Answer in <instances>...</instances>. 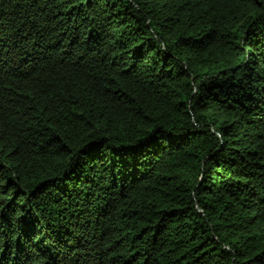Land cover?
<instances>
[{"label": "trees", "instance_id": "obj_1", "mask_svg": "<svg viewBox=\"0 0 264 264\" xmlns=\"http://www.w3.org/2000/svg\"><path fill=\"white\" fill-rule=\"evenodd\" d=\"M0 264H264V0H0Z\"/></svg>", "mask_w": 264, "mask_h": 264}, {"label": "rangeland", "instance_id": "obj_2", "mask_svg": "<svg viewBox=\"0 0 264 264\" xmlns=\"http://www.w3.org/2000/svg\"><path fill=\"white\" fill-rule=\"evenodd\" d=\"M224 61L223 60H221L220 61V64H219V67L221 66V64L223 63ZM216 68H214L212 65H208L207 67H205V68H203L202 70H201V72L203 73V74H209V76H207V77H205V78H209L208 80H212L214 77H218V74H217V72L218 71H216L215 70ZM215 71H216V73H215ZM223 72V71H222ZM221 72V73H222ZM216 74V75H215ZM204 82L205 80L204 79H199L198 80V85L200 84V82Z\"/></svg>", "mask_w": 264, "mask_h": 264}, {"label": "clouds", "instance_id": "obj_3", "mask_svg": "<svg viewBox=\"0 0 264 264\" xmlns=\"http://www.w3.org/2000/svg\"><path fill=\"white\" fill-rule=\"evenodd\" d=\"M194 79H195V78H194ZM194 79H193V80H194ZM192 82H193V81H192ZM192 82H191V83H192ZM190 86H191V85H190ZM191 89H192V87H191ZM192 90H193V89H192ZM197 90H198V88H197ZM197 90H196V91H197ZM193 91H194V90H193ZM196 91H194V92H196ZM214 126H216V125H214ZM216 128H217V127H216ZM211 129H212V128H211Z\"/></svg>", "mask_w": 264, "mask_h": 264}]
</instances>
